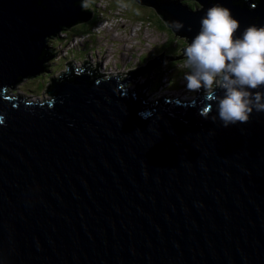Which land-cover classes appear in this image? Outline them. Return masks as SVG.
I'll list each match as a JSON object with an SVG mask.
<instances>
[{"label":"water","instance_id":"obj_1","mask_svg":"<svg viewBox=\"0 0 264 264\" xmlns=\"http://www.w3.org/2000/svg\"><path fill=\"white\" fill-rule=\"evenodd\" d=\"M84 1L0 0V264H264V113L224 127L205 97L151 105L52 65L48 41L91 20ZM133 1L188 43L216 3L264 24V0ZM40 75L48 102L9 95Z\"/></svg>","mask_w":264,"mask_h":264},{"label":"rangeland","instance_id":"obj_2","mask_svg":"<svg viewBox=\"0 0 264 264\" xmlns=\"http://www.w3.org/2000/svg\"><path fill=\"white\" fill-rule=\"evenodd\" d=\"M125 1L126 0H85L84 8L88 9V7L95 4L94 7L100 9L97 13L99 19L97 20L96 26L83 38L73 36L70 32L71 30H69V34L65 31L60 32V37H62L61 40L59 37L50 40L48 45L61 51L60 59H50V63L64 68L70 69L74 66V68L80 69V67L86 63L100 62V66L96 65V67L100 69V74H102L103 70L104 75L102 76H112L116 79L115 76L119 75L122 77L119 80L124 81V78L130 75L134 81L130 79L132 82L127 86L129 89H132L136 88L137 84L143 85L147 78V73H145V75L144 73H139L140 75H138L137 78H133L132 76L136 72L143 71V65L141 64L142 62L139 61V58L145 55V60L147 64H149L163 55L162 63L153 67L148 75V77L154 80H152V82L155 83V86L151 88L152 95H154L153 97H156V99L171 97V99L178 98L182 100H190L197 97L196 95L200 90H188L185 87L184 75L187 70L183 66V47H181V49L175 47L173 50L166 49L163 54L158 53V51L169 42H173L174 45L176 43H178V45L179 43L186 45V41L188 42V40L175 34V32L174 35L176 39H171L173 32L172 34L168 32L157 33L153 25L150 28L147 26L144 27L141 21L131 19V17L129 18L128 16L130 13L134 14L135 12L147 15L145 14L146 12L151 14L154 18H157L158 15L152 8L136 5L129 0H127V3ZM182 2L184 4L192 3L194 6V8L191 7L192 9H200L203 7L199 4L197 5L194 0H182ZM112 4H117V8L115 10L114 8L108 10ZM123 7L125 10L121 12L120 8L123 9ZM150 23L153 22L150 21L149 24ZM146 24L148 25V23ZM165 24L168 26L167 23ZM88 25L91 24L89 23ZM169 29L171 28L168 26V30ZM91 36L94 37V41L90 45L81 47L82 41L80 39L89 38ZM79 50L81 53L77 55L78 53L76 51ZM169 51L175 52L176 56L169 59L167 56ZM156 53L160 54V56H155ZM178 53H180V56ZM72 55L78 58V62L74 61L73 58H69ZM96 56L100 58L99 62L94 60L97 58ZM148 59L149 61H147ZM172 64L173 69L171 70L169 67ZM93 68L92 65L90 70ZM50 80H53V76L40 75L36 78L26 79L23 82H17L15 94L9 95L13 97L32 92L34 102L47 100L44 99L45 89L40 91V88H37V86H46ZM201 90L204 91L203 89Z\"/></svg>","mask_w":264,"mask_h":264},{"label":"clouds","instance_id":"obj_3","mask_svg":"<svg viewBox=\"0 0 264 264\" xmlns=\"http://www.w3.org/2000/svg\"><path fill=\"white\" fill-rule=\"evenodd\" d=\"M170 27L179 31L184 25L172 21ZM183 56L185 87L204 90V97L215 108L213 120L228 127L247 122L254 111L264 113V24L242 28L229 8L213 4L201 16L199 30L183 49ZM150 78L136 85L149 100L154 96L146 85Z\"/></svg>","mask_w":264,"mask_h":264},{"label":"trees","instance_id":"obj_4","mask_svg":"<svg viewBox=\"0 0 264 264\" xmlns=\"http://www.w3.org/2000/svg\"><path fill=\"white\" fill-rule=\"evenodd\" d=\"M126 3H127V0L125 1ZM196 4L198 5L199 3H197L196 2ZM113 5V4H112ZM110 5V8L109 9H113L114 8V10L117 8V4L115 5ZM187 5H189L190 7H192V8H194V6L192 5V3L191 4H189V3H187ZM95 4L94 5H91V7H88V9L87 8H85L87 11H89V13L92 15V17H91V20L89 21V22H86V23H80V24H78V25H75L72 29H65L64 31L66 32V33H68L69 34V30H71L70 32L72 33V35L73 36H76V37H84L85 35H87L89 32H91V30L93 29V27H95L96 26V24H97V20L99 19L98 17H97V13L100 11V9H96L95 7ZM116 6V7H115ZM124 8V7H123ZM119 9V8H118ZM123 11V10H122ZM145 14H147V15H142V14H140V13H137V12H135L134 14H132V13H130V15L128 16L129 18L131 17V19H136V20H139V21H141L142 23H143V25H144V27H151L152 25L155 27V30H156V32L158 33H161V32H168L169 34H172V32H173V34H172V37H171V39H176V36L174 35V31H172L171 29H169L168 30V26L165 24L166 22L164 21V20H162V18L161 17H158L157 16V18H154L151 14H148V13H146L145 12ZM150 21H152L153 23H150L149 24V22ZM91 24V25H88V24ZM146 23H148V25L146 24ZM59 38H61V37H59ZM62 39V38H61ZM81 41H82V43H81V46L84 44V46H87V45H90L93 41H94V37L93 36H91V37H89V38H85V39H81ZM48 42H50V41H48ZM187 44H188V42L186 41V45H183V44H181V43H179V45H178V43H176L175 45H174V43L173 42H169V43H167L165 46H163V48L160 50V51H158V53H164V51L166 50V49H171V50H173L175 47L176 48H180L181 49V47H183V49L187 46ZM170 50V51H171ZM83 51V50H82ZM168 52L167 54V56H168V58L169 59H171V58H173L174 56H176L175 55V52ZM180 53H178V55H179ZM79 55V54H78ZM157 55H160V54H155V56H157ZM177 55V56H178ZM180 56V55H179ZM184 57V56H183ZM77 58V57H76ZM81 59V58H80ZM140 60L139 61H141L142 63V65H143V67H145L146 65H147V62H146V57H145V55L144 56H142V57H140L139 58ZM147 61H149V59L147 60ZM173 64L172 65H170V69H173ZM128 67V66H127ZM142 67V68H143ZM89 72H91V73H93L94 75H95V77H96V79L98 78H103L102 77V75L100 74V73H97V72H95V71H89ZM74 73H76L75 71H74ZM69 74H71L70 72H68V75ZM146 76H148V75H146ZM54 78V77H53ZM32 79V78H31ZM147 79H148V77H147ZM147 79H146V81H147ZM152 79V78H151ZM154 81V80H153ZM42 84V83H41ZM151 84H152V86H155V83H153V82H151V81H149L148 83H146V85H147V87H150L151 86ZM44 86L45 85H43L42 87H41V85L40 86H37V88L39 87L40 88V91H42V90H44L45 89V91L48 93L49 92V86H46L45 88H44ZM145 88V87H144ZM146 89V88H145ZM8 90H10V89H8Z\"/></svg>","mask_w":264,"mask_h":264},{"label":"bare ground","instance_id":"obj_5","mask_svg":"<svg viewBox=\"0 0 264 264\" xmlns=\"http://www.w3.org/2000/svg\"><path fill=\"white\" fill-rule=\"evenodd\" d=\"M194 1H196V0H194ZM197 2V1H196ZM198 3V2H197ZM83 6H84V2H83ZM107 19V18H106ZM70 29V28H69ZM62 38V37H61ZM61 38H60V40H61ZM98 56V55H97ZM96 56V57H97ZM69 58H73V60L74 61H76V62H78L77 60H78V58H76V56H74V55H72V56H70ZM50 60V59H49ZM96 62H99L100 61V58H95L94 59ZM100 63V62H99ZM100 66V65H99ZM91 67H92V64H85V66H84V70L82 71V70H80V69H78V68H74V66H72L70 69H73V70H77V71H82V72H86V73H90V74H93V73H91V72H89L90 71V69H91ZM93 69L91 70V71H95V72H97V73H99V70L100 69H97V67H96V65H93ZM102 70V69H101ZM172 70V69H171ZM104 77V76H103ZM24 81V80H23ZM22 81V82H23ZM48 100L49 99H47V100H40V102H34V103H46V102H48ZM190 100H193V99H190Z\"/></svg>","mask_w":264,"mask_h":264},{"label":"built area","instance_id":"obj_6","mask_svg":"<svg viewBox=\"0 0 264 264\" xmlns=\"http://www.w3.org/2000/svg\"><path fill=\"white\" fill-rule=\"evenodd\" d=\"M96 9H97V8H96ZM108 10H109V8H108ZM120 10H121V12H123L125 9H124V8H123V9H122V8H120ZM122 10H123V11H122ZM142 24H143V23H142ZM80 40H81V39H80Z\"/></svg>","mask_w":264,"mask_h":264},{"label":"flooded vegetation","instance_id":"obj_7","mask_svg":"<svg viewBox=\"0 0 264 264\" xmlns=\"http://www.w3.org/2000/svg\"><path fill=\"white\" fill-rule=\"evenodd\" d=\"M129 1H131L132 3H134V4H135V2H134L133 0H129Z\"/></svg>","mask_w":264,"mask_h":264}]
</instances>
